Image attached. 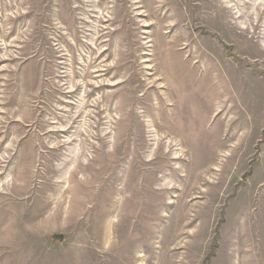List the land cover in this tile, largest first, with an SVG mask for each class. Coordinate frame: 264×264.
<instances>
[{
	"label": "rangeland",
	"instance_id": "obj_1",
	"mask_svg": "<svg viewBox=\"0 0 264 264\" xmlns=\"http://www.w3.org/2000/svg\"><path fill=\"white\" fill-rule=\"evenodd\" d=\"M250 245L264 264V0H0V264Z\"/></svg>",
	"mask_w": 264,
	"mask_h": 264
},
{
	"label": "bare ground",
	"instance_id": "obj_2",
	"mask_svg": "<svg viewBox=\"0 0 264 264\" xmlns=\"http://www.w3.org/2000/svg\"><path fill=\"white\" fill-rule=\"evenodd\" d=\"M222 111V110H221ZM220 111V112H221ZM69 141V140H68ZM60 142V140H58V141H56L55 142V145H57L58 146V143ZM65 143H67V141L66 142H64L63 144H65ZM174 154H176V152H174ZM79 156V155H78ZM76 161V158H73V160H72V162H75ZM69 163H70V161H66V165H65V167L66 166H68V167H66V169L63 171V175L64 176H62V178H65L66 177V173L68 172V169H69ZM86 162L84 161L83 162V164H85ZM88 165V164H87ZM241 207V206H240ZM245 247H247V246H245ZM238 250L240 249V247L238 246V248H237ZM236 250V249H235ZM252 245H250V246H248L247 247V250L245 249V256H244V264H252L253 262H254V256L252 255ZM249 253H251L250 255L252 256V257H250V255H249V258H248V254ZM241 261V260H240ZM240 264V263H239Z\"/></svg>",
	"mask_w": 264,
	"mask_h": 264
},
{
	"label": "water",
	"instance_id": "obj_3",
	"mask_svg": "<svg viewBox=\"0 0 264 264\" xmlns=\"http://www.w3.org/2000/svg\"><path fill=\"white\" fill-rule=\"evenodd\" d=\"M53 238L54 239H56V238L60 239V238H62V236L60 234H56V235L53 236Z\"/></svg>",
	"mask_w": 264,
	"mask_h": 264
}]
</instances>
